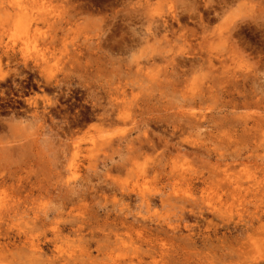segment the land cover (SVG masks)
Instances as JSON below:
<instances>
[{
  "label": "rangeland",
  "instance_id": "374dc122",
  "mask_svg": "<svg viewBox=\"0 0 264 264\" xmlns=\"http://www.w3.org/2000/svg\"><path fill=\"white\" fill-rule=\"evenodd\" d=\"M2 30L0 264H264V0H0Z\"/></svg>",
  "mask_w": 264,
  "mask_h": 264
},
{
  "label": "bare ground",
  "instance_id": "6f19581e",
  "mask_svg": "<svg viewBox=\"0 0 264 264\" xmlns=\"http://www.w3.org/2000/svg\"><path fill=\"white\" fill-rule=\"evenodd\" d=\"M7 1H9L10 2V0H7ZM23 10V8L22 7H20V6H18L17 7V11H15V13L16 14H20L21 13V11ZM9 18H10V16H8ZM6 21V20H5ZM44 21H46V22H48V21H50V19H48V20H45L44 19ZM21 22V20H19V19H16V20H12V23H14V25L16 26L17 24H19ZM29 23L30 22H26V21H22V25H24V32H25V36L24 37H26V39H27V34L30 32V31H32V29H30V31H29V28H30V25H29ZM6 31V30H5ZM7 33H8V31H6ZM13 33V32H12ZM2 35H3V30H2V32H1V34H0V44H3V41H2ZM12 34H10V36H11ZM7 37H8V35H7ZM46 42V41H45ZM10 43V44H9ZM14 43V39H11V40H9L5 45H3L4 46V48H7L8 47V44L11 46V44H13ZM43 43V42H42ZM23 44H25V46L22 48V49H24L23 51L21 50V52H22V55L23 54H25V55H27L26 57V59H24L25 61H27V59L29 58V54H30V50H29V47L28 46H26V42H24ZM45 44V43H44ZM43 44V45H44ZM46 45V44H45ZM44 45V46H45ZM47 45H48V43H47ZM9 46V47H10ZM12 47V46H11ZM35 47H36V45H33L32 46V52H35V53H37V49H35ZM45 47H47V46H45ZM37 55V54H36ZM35 55V59H32V61H33V63L35 64V66H37V67H41L42 68V64H43V62L44 63H46L47 64V58L45 57V56H42L40 53L36 56ZM42 63H41V62ZM25 63V62H24ZM43 69H44V67H43ZM48 79V78H47ZM27 104H28V106L29 105H31V102L30 101H27ZM31 108V107H30ZM43 109H45L44 107H43ZM30 110V109H29ZM31 113H32V116L33 117H38V115H37V109L35 108V107H32L31 108ZM42 113V112H41ZM74 155H76L74 152H72V154H71V156H70V163L69 164H71V165H73V161H74ZM75 165V164H74ZM223 171H225V170H223ZM224 173V172H223ZM228 173V172H227ZM226 173V174H227ZM222 176V175H221ZM227 176H229V175H227ZM226 177V176H225ZM224 177V178H225ZM182 178V177H181ZM220 179H221V177H220ZM230 179V176H229V178H227V179H224V180H226L228 183L230 182V184L233 186V182L231 181V180H229ZM185 180V182L187 183V185H192L193 184V186H195V184L197 183V182H194L193 180H199L200 181V183L202 184V186L203 185H205L206 184V182H205V180L201 177H195L194 179H192V178H187V179H184ZM211 181H212V179H211ZM217 181H219V180H217ZM213 182V181H212ZM215 182H216V180H215ZM214 183V182H213ZM220 181H219V185H220ZM226 183V182H225ZM208 184V183H207ZM217 185H218V182L216 183ZM227 184V183H226ZM226 185V186H231V185ZM207 186H210V184H208ZM212 186V185H211ZM222 185H220L219 187H221ZM235 186H237L236 184H235ZM241 186V185H240ZM216 187V186H215ZM201 188V187H200ZM214 188V187H213ZM237 188V187H236ZM210 189V188H209ZM208 188H206V190H209ZM211 189H212V187H211ZM213 190H215V189H213ZM234 190H236L235 188H231L229 191H231V193L232 192H234ZM199 191H202V189H200ZM237 191V190H236ZM204 192H206V191H204ZM146 192H144V189H143V192H141L140 191V193H139V196H140V199H141V202L142 203H144L145 204V206L146 207H148L149 205H148V201L147 200H149V198L148 197H146V194H145ZM203 193V192H202ZM148 196V195H147ZM2 202H3V204H2ZM10 201L8 200H0V215H4L5 216V218L6 219H8L9 217H10V212H13L14 211V209H12V210H9L10 209ZM0 218H1V216H0ZM5 218L3 219V221L5 220ZM30 231L29 232H23V234H22V236H23V243L25 242V243H28L29 244V248L31 249V247H32V249H31V251H33V253L35 252H37V251H39L40 250V247L38 246V243L36 242H34L35 240H34V238L33 237H31L30 236ZM0 235H3V233L2 232H0ZM33 246H34V248H33ZM37 246V247H36Z\"/></svg>",
  "mask_w": 264,
  "mask_h": 264
}]
</instances>
